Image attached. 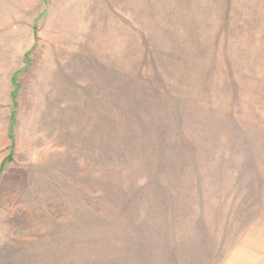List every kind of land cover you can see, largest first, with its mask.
I'll return each instance as SVG.
<instances>
[{"label":"rangeland","instance_id":"rangeland-1","mask_svg":"<svg viewBox=\"0 0 264 264\" xmlns=\"http://www.w3.org/2000/svg\"><path fill=\"white\" fill-rule=\"evenodd\" d=\"M0 264H264V0H0Z\"/></svg>","mask_w":264,"mask_h":264}]
</instances>
